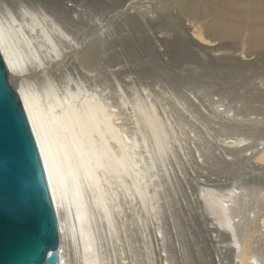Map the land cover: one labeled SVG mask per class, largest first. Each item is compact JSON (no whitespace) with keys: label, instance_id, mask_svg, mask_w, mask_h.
Instances as JSON below:
<instances>
[{"label":"bare ground","instance_id":"1","mask_svg":"<svg viewBox=\"0 0 264 264\" xmlns=\"http://www.w3.org/2000/svg\"><path fill=\"white\" fill-rule=\"evenodd\" d=\"M238 1L170 0L161 7L178 9L187 18L193 40L217 54L224 50L220 44L231 40L213 36L222 29L212 18ZM63 27L41 7L19 4L15 10L0 5V51L11 84L32 130L34 119L47 135L41 156L62 230L61 264H136L125 245L130 246L135 233L144 236L153 220L159 222L169 159L186 135L182 126L177 132L161 117L146 89L145 96L134 89L128 97L120 88L118 102L112 104L109 91L89 86L84 78L69 73L60 80L54 77L51 67L62 61L66 44L74 41ZM236 30L244 36L235 42L242 44L243 58L264 50V36L252 37L257 45L252 49L246 40L250 28ZM247 141L232 136L222 142L232 150L250 151L255 164L264 166V140L257 145ZM199 190L216 230L231 234L226 239L234 264H264V214L256 212L264 194L245 187Z\"/></svg>","mask_w":264,"mask_h":264},{"label":"rangeland","instance_id":"2","mask_svg":"<svg viewBox=\"0 0 264 264\" xmlns=\"http://www.w3.org/2000/svg\"><path fill=\"white\" fill-rule=\"evenodd\" d=\"M169 2L0 0V5L41 7L74 38L50 69L58 80L68 73L84 78L109 91L112 104L120 88L128 97L134 89L145 96L146 89L161 117L177 132L183 129L186 141L175 145L169 159L161 218L144 236L131 235L128 256L132 251L136 264H234L226 235L203 210L199 189L245 187L264 194V166L255 164L250 151L222 142L232 136L250 145L264 140V50L246 49L253 56L243 58L240 43L223 41L217 54L198 45L187 18L174 7H161ZM258 210L264 214V203Z\"/></svg>","mask_w":264,"mask_h":264},{"label":"water","instance_id":"3","mask_svg":"<svg viewBox=\"0 0 264 264\" xmlns=\"http://www.w3.org/2000/svg\"><path fill=\"white\" fill-rule=\"evenodd\" d=\"M261 2L229 4L219 19L212 18L222 29L213 36L238 42L244 36L236 29L249 27L246 40L256 49L252 37L264 36ZM61 259L62 230L43 159L0 51V264H61Z\"/></svg>","mask_w":264,"mask_h":264},{"label":"snow or ice","instance_id":"4","mask_svg":"<svg viewBox=\"0 0 264 264\" xmlns=\"http://www.w3.org/2000/svg\"><path fill=\"white\" fill-rule=\"evenodd\" d=\"M10 67H12V65H9ZM25 107H27V103L25 104ZM29 116L31 118V110L29 109ZM32 127H33V131L36 134V140L37 143L39 145V151L41 153V155H45V140L47 138L46 133L42 134L41 132V128L37 126L36 121L33 119L32 121ZM45 167H47V164H45Z\"/></svg>","mask_w":264,"mask_h":264}]
</instances>
